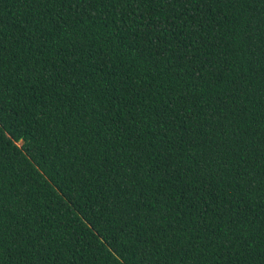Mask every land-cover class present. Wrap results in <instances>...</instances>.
Listing matches in <instances>:
<instances>
[{
  "label": "trees",
  "instance_id": "trees-1",
  "mask_svg": "<svg viewBox=\"0 0 264 264\" xmlns=\"http://www.w3.org/2000/svg\"><path fill=\"white\" fill-rule=\"evenodd\" d=\"M0 264H264V0H0Z\"/></svg>",
  "mask_w": 264,
  "mask_h": 264
}]
</instances>
